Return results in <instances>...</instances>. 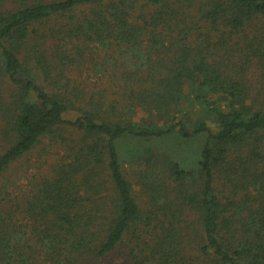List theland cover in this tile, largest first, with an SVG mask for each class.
<instances>
[{"label":"trees","instance_id":"trees-1","mask_svg":"<svg viewBox=\"0 0 264 264\" xmlns=\"http://www.w3.org/2000/svg\"><path fill=\"white\" fill-rule=\"evenodd\" d=\"M0 264H264V0H0Z\"/></svg>","mask_w":264,"mask_h":264},{"label":"rangeland","instance_id":"rangeland-1","mask_svg":"<svg viewBox=\"0 0 264 264\" xmlns=\"http://www.w3.org/2000/svg\"><path fill=\"white\" fill-rule=\"evenodd\" d=\"M92 82H93V80H92ZM96 86L97 87H103V84L100 81H98V82L95 81V87ZM178 117H180V115H178ZM193 119H194V117L192 115H190L188 117L189 121H192ZM157 120H158L157 122L164 121V116H162V114L158 115ZM176 120H178V119H176ZM66 137H69V136H66ZM195 139L196 138L190 139L189 141H184V143H183L184 148L183 147H177L179 156L186 159L188 164H191L193 162L194 158L197 156V153L199 152V149L201 148L200 140H195ZM201 141H203V139ZM68 142H69V140L66 143H68ZM41 145H44L43 150L41 149L42 146L39 145L38 147L35 148V150L30 155L27 156L28 165H30V164H34L36 166L38 165L40 172L43 170H46L47 166L49 164L55 162L61 155H63V151H62L63 148L60 145L51 144L49 141H47V139H44L42 141ZM38 153L41 154V158H39L38 163L35 164V162L38 159V156H37ZM23 164H24V159L22 161V165ZM18 165L19 164H16L13 167H16ZM141 166H143V161H138V162H135L131 166V169H138ZM13 169L14 168H12V170H11L12 174L14 171ZM35 171H36L35 168H31L29 170L28 175L35 174Z\"/></svg>","mask_w":264,"mask_h":264}]
</instances>
